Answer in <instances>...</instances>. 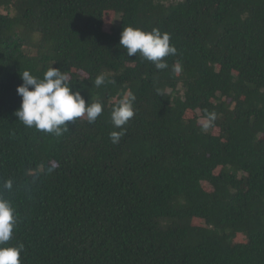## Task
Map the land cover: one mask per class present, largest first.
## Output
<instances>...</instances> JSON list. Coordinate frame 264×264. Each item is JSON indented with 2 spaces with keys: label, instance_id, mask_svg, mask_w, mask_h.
I'll return each mask as SVG.
<instances>
[{
  "label": "trees",
  "instance_id": "16d2710c",
  "mask_svg": "<svg viewBox=\"0 0 264 264\" xmlns=\"http://www.w3.org/2000/svg\"><path fill=\"white\" fill-rule=\"evenodd\" d=\"M129 26L170 34L168 68L127 56ZM50 67L103 105L95 123L17 120L20 74ZM6 180L22 264H264V0H0Z\"/></svg>",
  "mask_w": 264,
  "mask_h": 264
},
{
  "label": "clouds",
  "instance_id": "9594fccd",
  "mask_svg": "<svg viewBox=\"0 0 264 264\" xmlns=\"http://www.w3.org/2000/svg\"><path fill=\"white\" fill-rule=\"evenodd\" d=\"M169 33L159 29L144 31L134 27H124L120 33L119 47L126 50L128 57L139 54L151 62L157 70L168 68L165 57L175 56L177 49L170 45ZM177 70L179 66L177 65ZM22 84L16 88L21 98L18 110L14 113L25 127L60 137L68 131L66 122H75L78 118H86L89 124L95 123L102 114L103 105L100 102L86 103L79 90L70 86V76L67 72L50 67L42 78L32 75L28 70L20 74ZM106 77L98 75L94 84L104 85ZM135 95L129 90L125 97L113 106L110 122L119 131L110 133L113 143H118L125 134L124 126L134 117L133 103ZM13 182L6 180L0 187V264H22L21 253L24 244L17 242L12 245L14 230L18 225V216L11 201L2 193L10 191Z\"/></svg>",
  "mask_w": 264,
  "mask_h": 264
},
{
  "label": "rangeland",
  "instance_id": "374dc122",
  "mask_svg": "<svg viewBox=\"0 0 264 264\" xmlns=\"http://www.w3.org/2000/svg\"><path fill=\"white\" fill-rule=\"evenodd\" d=\"M202 122V121H201ZM203 123H205L204 121H203Z\"/></svg>",
  "mask_w": 264,
  "mask_h": 264
}]
</instances>
